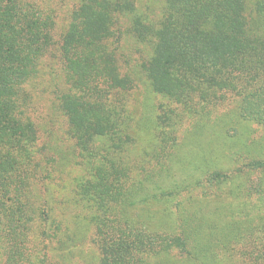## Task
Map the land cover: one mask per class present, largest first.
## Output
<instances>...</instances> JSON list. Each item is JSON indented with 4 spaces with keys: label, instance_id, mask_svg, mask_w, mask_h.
Listing matches in <instances>:
<instances>
[{
    "label": "trees",
    "instance_id": "obj_1",
    "mask_svg": "<svg viewBox=\"0 0 264 264\" xmlns=\"http://www.w3.org/2000/svg\"><path fill=\"white\" fill-rule=\"evenodd\" d=\"M68 4L0 0V264H264V0ZM41 85L71 159L37 112ZM143 87L168 105L135 113L129 96ZM231 100L239 134L224 115L221 148L184 160L176 107L199 123ZM61 163L77 171L65 200L49 170ZM214 199L235 220L186 216L190 200Z\"/></svg>",
    "mask_w": 264,
    "mask_h": 264
},
{
    "label": "rangeland",
    "instance_id": "obj_2",
    "mask_svg": "<svg viewBox=\"0 0 264 264\" xmlns=\"http://www.w3.org/2000/svg\"><path fill=\"white\" fill-rule=\"evenodd\" d=\"M68 4V0H62ZM158 0H141V5L144 7H148L150 5V8L152 5L156 4ZM69 6V4H68ZM149 8V7H148ZM56 71L58 73L61 72L60 66H57ZM50 75H55L54 72L51 71ZM49 77V76H48ZM134 93L129 96L130 98V103L132 104L133 109L135 110V113L137 112L140 115L138 106L140 103V107L142 110H145L144 104L149 100L153 99L155 106H159L161 102H163L164 106L168 105V101L162 97V96H155V98H152L148 90L141 88V89H136L133 91ZM53 92L49 88L48 91H45V88L43 85H41L40 90L38 91V94L35 97V106L38 109V114L42 115L43 119L45 122H53L54 123V129L55 133L53 137H49V141L52 142L53 144H59L61 148H58V150H66L65 154L62 156H66L67 158H72V153L70 150V153L68 154V151L70 147H68V143L66 140H64V130H65V123L63 122L62 118L60 115H57V109H56V100L54 97ZM234 103L231 101H225L224 103H221L219 105H214L211 106L209 109L210 114L208 117L202 116V114H199L201 117L200 122L198 123L196 119H199L198 117L196 119H193L192 117L189 116L190 112L183 114L184 109L182 107H176V110L173 112L177 114L176 119H177V132L175 134V139H177L178 142V149L179 152H182L180 156L186 160V155L187 153H190L189 155V160L190 161H198L200 160V155L204 154L206 147L209 146V142L214 141L216 145H218L219 148H221L222 144H218V138L221 137L223 138L222 134L216 135L218 132L217 127H221L222 124V116L227 115L228 118H231V122L229 123L228 127L238 125L239 122L236 118L235 114V107ZM161 109L154 107V111L159 112ZM201 113V112H200ZM184 116V117H183ZM238 131L233 129L231 132L234 133L231 137H235L237 134H239V125H238ZM208 130V132H207ZM236 132V133H235ZM260 132V129L258 133ZM142 133L139 132V136H141ZM144 141H147L150 136H143ZM155 137V136H154ZM174 139V135L173 138ZM173 145L172 144L169 146ZM174 147V146H173ZM181 147V151H180ZM144 148V147H143ZM146 151L144 152V155L149 159V162H151V158L153 159V162L160 161V158L157 155H152L149 156V153L151 152L150 148H146ZM144 149V150H145ZM175 150H171L172 154H175V151H177L176 148ZM67 152V153H66ZM199 155V156H198ZM57 156V155H56ZM58 157V156H57ZM61 157H58L60 160ZM66 158V159H67ZM209 157L201 159V160H207ZM176 163H182V160L180 162L179 159H177ZM189 163V161H187ZM71 166L61 163L60 171H55L51 167H49L50 173H51V181L53 183L51 184L56 190H55V198H60L62 200H65L66 196H69L68 193L70 191V186L72 181H74V176L77 175V171L72 170L70 168ZM188 166H183L182 169L174 168V170L185 172L187 170ZM156 168V166H155ZM225 185V186H223ZM224 190H228L229 188L232 190L235 189L236 183L232 182H226L225 184H222ZM71 198V196H69ZM179 199H184L181 195L179 196ZM191 202L187 203V209H186V216L190 219V221L194 224H196L198 221L197 219L201 218L202 216H206L209 219H214L213 221L217 223L219 220L225 222H230V220L234 219L232 217V208L231 205H220V201L218 199L210 200L208 204L202 203H196L192 200ZM144 210V214L147 215V206H140ZM62 211L64 214L66 213V210L63 209V206H61ZM60 208V209H61ZM260 208H262V211H264V205H262ZM151 210H158V206H151L149 207ZM150 211V210H148ZM153 212V211H152ZM235 214V213H234ZM250 215H253V212H251ZM243 219V218H242ZM235 220V219H234ZM201 224V222H199ZM63 225V235L67 232L73 234V229L68 221L62 224ZM88 247V244L85 246ZM81 260L84 261V257L82 255ZM48 264V263H47Z\"/></svg>",
    "mask_w": 264,
    "mask_h": 264
}]
</instances>
